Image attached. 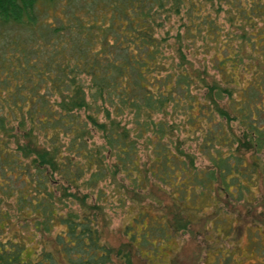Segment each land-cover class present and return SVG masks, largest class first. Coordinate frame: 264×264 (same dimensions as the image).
Returning a JSON list of instances; mask_svg holds the SVG:
<instances>
[{
  "label": "trees",
  "instance_id": "trees-1",
  "mask_svg": "<svg viewBox=\"0 0 264 264\" xmlns=\"http://www.w3.org/2000/svg\"><path fill=\"white\" fill-rule=\"evenodd\" d=\"M108 181L125 249L102 238ZM261 186L264 0H0V264H132L206 200L215 235L251 234L221 204L252 211Z\"/></svg>",
  "mask_w": 264,
  "mask_h": 264
},
{
  "label": "rangeland",
  "instance_id": "rangeland-1",
  "mask_svg": "<svg viewBox=\"0 0 264 264\" xmlns=\"http://www.w3.org/2000/svg\"><path fill=\"white\" fill-rule=\"evenodd\" d=\"M202 58V55L195 57V60L198 62ZM203 62V60H202ZM129 118V115L124 116V121ZM130 125V124H129ZM98 139V134L95 136ZM99 140V139H98ZM189 143H187L188 145ZM197 163L206 164V160L202 156H198ZM102 186L107 191V200L102 202L104 205L105 215H102L101 225H102V238L110 243L115 248L123 247L127 248L128 241L130 236L126 234V224L130 220L128 216V211L126 206H122L117 196H113L111 191L114 187V183H103ZM261 191H264V186H261ZM152 193L157 199L162 200L163 202V211L153 209L150 206L151 212L159 216L160 220H163V215H168V218L174 219L177 215V209L172 203V197L165 192L164 190L153 187ZM154 197L147 198L146 201L153 199ZM223 200V199H222ZM129 203V202H128ZM200 203V202H199ZM203 204V213L204 216L194 215L192 216L194 220L189 223L186 228H179L174 230L175 227L169 228V231L173 229L174 231L167 237H159V245L161 247L160 252L155 255L157 252L156 247L149 246L151 252L154 254L147 256L144 255L146 248L142 246L141 250L132 245V264H227L226 257L220 255L223 251L231 250L234 256L233 264H260V261H264V255H258L252 247L257 243L258 240L261 244H264V202L262 204L256 205V207L249 212H246L242 204H238L236 207L225 206L221 204V207L231 209L237 214V211H242V217L246 219H251L252 216L257 218L256 227L253 226V231L251 234L246 231L239 232L247 223L246 220H238L233 217L231 220L235 224V233L237 237L232 238L223 237L215 235L216 232H213V222L211 220L212 214H214V207L209 200L201 203ZM135 205V204H134ZM236 209H238L236 211ZM261 210L263 213L261 214ZM134 212V211H133ZM160 213V214H159ZM167 217V216H166ZM262 219V221L260 220ZM210 230L212 232H210ZM222 232V228L219 231ZM162 238V239H161ZM221 252L219 253V251ZM220 255V256H219ZM219 257V259H218ZM113 264H126L121 257H115Z\"/></svg>",
  "mask_w": 264,
  "mask_h": 264
}]
</instances>
